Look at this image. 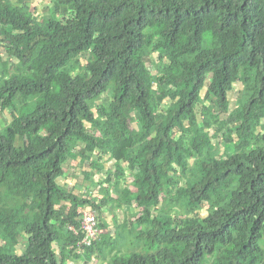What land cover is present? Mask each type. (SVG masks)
<instances>
[{
	"label": "trees",
	"instance_id": "16d2710c",
	"mask_svg": "<svg viewBox=\"0 0 264 264\" xmlns=\"http://www.w3.org/2000/svg\"><path fill=\"white\" fill-rule=\"evenodd\" d=\"M27 1L0 0V264H264V0ZM76 155L125 165L100 202L130 234L59 184Z\"/></svg>",
	"mask_w": 264,
	"mask_h": 264
},
{
	"label": "rangeland",
	"instance_id": "374dc122",
	"mask_svg": "<svg viewBox=\"0 0 264 264\" xmlns=\"http://www.w3.org/2000/svg\"><path fill=\"white\" fill-rule=\"evenodd\" d=\"M27 2H28L29 7L33 11L36 8V6H38L40 8H44L45 5L50 4L49 0L41 1L39 3H37L36 1H33V0H30V1H27ZM37 14L41 15L42 13L41 12H37ZM3 53H4V51H3L2 47H0V57L2 59H5L6 58L5 54L3 56H1V54H3ZM152 57L154 58L155 55H153ZM85 62H86V60H84V59L81 60L82 64H85ZM148 66H149V63H148ZM150 69H152V67H150ZM254 77H255V70H252L250 73H248V78H249L250 81H253ZM240 88H241V85L238 86V89H240ZM204 92H205V88L202 90V94H204ZM233 106H234V102L231 101L230 102V107L232 108ZM135 116H137V115H135ZM203 119H205V117L204 118L202 117L201 121ZM7 122H8V120H7L6 115L4 113L0 112V127L4 126ZM129 122H130L129 123L130 128H137V122H134L132 120H129ZM200 124L202 126V122ZM212 130H213V127L210 129V133H212ZM224 142H227V144H231L230 143V137L225 135L223 133V131H221L218 134V138L215 140V143H217L219 148H220V153L221 154L225 153V150H224V147H223ZM226 147L229 148L230 145L229 146L226 145ZM75 159H78L77 155L74 156V159L72 161H70V163L67 166V170H69L70 167H74L76 162L79 163V161H75ZM112 161H109V159H106V157H105L104 161L102 162V163H104L103 170H100L99 172L94 171V170H92V171L89 170V171H91L90 172V175H92L91 178H86L85 174L83 173L81 165H77L78 168L76 169L75 174H71L72 171H70L71 175H70V177H68L67 180H65L64 184H61V185H63L62 188L66 187V189H69V190L73 191V193H75V194L77 192H79L81 194L83 193V194H86V195L88 194L86 192V190L89 189L88 190V192H89L88 195L97 197L98 203L103 205V203L100 202V201H102L101 186L102 187L109 186L113 181H115L117 179V176L115 174H118L119 170L122 169V168L124 169V166H125V165H122L121 163L112 162ZM107 169H112V173L113 174H112V177H111V182L103 183V180L106 177L105 171ZM131 180H132V176H130L129 171H128V172H126V174H124L122 179H120V185L123 186L124 184H126V186L130 187L133 190V187H132V184H131ZM181 183L182 182L179 181V184H181ZM80 186H81V189L78 190V188ZM82 186H84V188H82ZM85 188H87V189H85ZM110 203H112V204H110ZM105 205H103V206H105ZM113 205H114L113 202H109L105 206L106 210H104V211H106V212H104V214H103L105 219H106V222L108 224L107 230L109 229L110 233L112 234L111 236L113 237L114 233H115V230H113V229L115 228V226H117V221H116V219H117L119 221V223H120L121 232L130 234L131 233L130 224H129V222L127 220H130V221L133 222V220L138 216V212L136 211V207L133 204L132 205H128L127 204V207L124 208V209L123 208L115 209ZM176 208L179 209L180 207L176 206ZM213 208L214 207L212 205L204 206V208L199 210L200 216H205ZM164 210H166V209H164ZM175 213L176 212H173V211L171 212L172 215H174ZM188 217L189 216L187 215L186 218H188ZM104 232H106V229H103V231H100L99 233H104ZM19 240H20L19 241L20 248L24 247L25 244H26L25 243L26 242L25 238L24 237L23 238L20 237ZM128 240H130V237H128ZM118 247L122 248L121 244H119ZM19 251L20 250H17V253H19ZM98 255H102V254L100 252L99 253H94V257H92V259L89 261V264H105L104 260H102V261L99 260L100 257ZM70 264H83V261H78V263H75L74 261H72Z\"/></svg>",
	"mask_w": 264,
	"mask_h": 264
},
{
	"label": "built area",
	"instance_id": "2783aa9c",
	"mask_svg": "<svg viewBox=\"0 0 264 264\" xmlns=\"http://www.w3.org/2000/svg\"><path fill=\"white\" fill-rule=\"evenodd\" d=\"M97 224L98 213L90 208L83 210L79 220V229L84 233V237L80 241L84 246H90L97 239L100 232ZM69 228L76 232L73 226H69Z\"/></svg>",
	"mask_w": 264,
	"mask_h": 264
},
{
	"label": "crops",
	"instance_id": "0c3cea01",
	"mask_svg": "<svg viewBox=\"0 0 264 264\" xmlns=\"http://www.w3.org/2000/svg\"><path fill=\"white\" fill-rule=\"evenodd\" d=\"M78 159H75V161H79V163H75V166L74 167H70L69 170H67V166L68 164L70 163V161H72L74 159V157L72 159H69V161L67 162V164L65 165L64 169H65V173H64V176L62 178H60L59 180V184H64L65 183V180L68 179V177H70L71 174H75V171L76 169L78 168L77 165H81L82 167V170H83V173H84V170H89L90 169V164H89V161L88 160H80L81 158L77 156ZM88 161V162H87ZM86 163V164H85ZM70 171H72V173L70 174ZM75 187V186H74ZM73 188V187H72ZM82 188H84V186H82ZM81 189V186L78 188V190ZM87 189V188H85ZM89 189L86 190V192L89 194L88 192ZM83 194V193H82Z\"/></svg>",
	"mask_w": 264,
	"mask_h": 264
}]
</instances>
